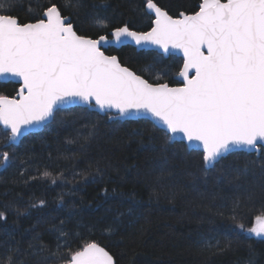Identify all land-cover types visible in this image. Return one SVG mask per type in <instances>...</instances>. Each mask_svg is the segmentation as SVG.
<instances>
[{
  "label": "trees",
  "instance_id": "obj_1",
  "mask_svg": "<svg viewBox=\"0 0 264 264\" xmlns=\"http://www.w3.org/2000/svg\"><path fill=\"white\" fill-rule=\"evenodd\" d=\"M49 2L11 0L12 14L21 22L35 21ZM51 2L60 6L64 0ZM80 2L82 7L63 14L72 17L81 35L106 34L91 22L94 15L106 18L109 26L127 23L136 31L152 25L146 0ZM154 2L176 17L197 11L201 0ZM105 52L116 54L121 64L151 83L177 84L173 77L180 57L165 58L130 45ZM12 89L0 85L6 94ZM6 139L0 128V152L9 153L0 171V211L7 209L6 220H0V254L19 242L25 264H61L29 254L28 245L39 233V242L54 252L58 233L50 229L64 221V231L79 233L71 250L95 241L116 264H264V237L246 231L264 209V160L256 153L235 151L206 169L202 152L169 142L147 119H109L78 106L57 113L54 121L18 145L2 149ZM249 160L255 163L244 171ZM44 171L52 176H42ZM41 199L45 206L31 207ZM108 225L111 233L105 231ZM207 242L213 247L207 248Z\"/></svg>",
  "mask_w": 264,
  "mask_h": 264
},
{
  "label": "snow or ice",
  "instance_id": "obj_2",
  "mask_svg": "<svg viewBox=\"0 0 264 264\" xmlns=\"http://www.w3.org/2000/svg\"><path fill=\"white\" fill-rule=\"evenodd\" d=\"M80 7V0H64L60 6L50 0L35 22H21L12 14L11 0L0 2V77L22 81L17 97L0 96V124L10 130L8 140L15 143L78 105L99 108L109 119L112 109L117 116L149 114L169 142L176 134L197 142L206 167H215L241 148L264 160V0H201L198 11L180 12L176 18L154 0H146V8L155 15L150 31H134L127 23L109 26L106 18L94 15L91 22L106 30L94 37L78 34L72 17L63 14ZM129 40L164 52L182 50L183 65L177 73L181 86L150 83L116 55L105 54L106 45ZM8 160L9 153L3 152L0 167ZM254 163L246 161L244 171ZM41 175L52 176L48 171ZM45 204L41 199L31 207ZM6 210L0 211V220H6ZM63 226L61 221L50 229L58 233L54 252L39 242L37 233L28 245L29 254L61 264H115L95 241L71 250L79 233L64 231ZM237 227L245 231L243 224ZM105 231L114 229L108 225ZM246 231L264 237V209ZM206 247L213 245L207 242ZM0 264H25L19 242L0 254Z\"/></svg>",
  "mask_w": 264,
  "mask_h": 264
},
{
  "label": "water",
  "instance_id": "obj_3",
  "mask_svg": "<svg viewBox=\"0 0 264 264\" xmlns=\"http://www.w3.org/2000/svg\"><path fill=\"white\" fill-rule=\"evenodd\" d=\"M145 10H146V12L148 13V14H150L152 17H153V19H152V25H151V27L153 26V21H154V19H155V15L154 14H152V13H150V10H148L147 8H146V4H145ZM164 10V9H163ZM198 11V10H197ZM185 13V12H184ZM194 13V12H193ZM193 13H190V14H193ZM185 14H187V13H185ZM189 14V15H190ZM171 16V15H170ZM177 17V16H176ZM176 17H173V18H176ZM29 22H35V21H29ZM151 27L147 30V31H150L151 30ZM133 30V29H132ZM134 31H136V30H134ZM147 31H139V32H147ZM125 45H130V46H133L136 50H154V51H156L158 54H160V55H162L163 57H168V56H170V55H175V56H177V57H180L181 59H182V64H181V67H182V65H183V52H182V50H179V49H170V51L169 52H164V50L162 49V48H159L158 46H156V45H148V46H146V47H141V46H138V45H136L135 44V42L134 41H131V40H129V41H126V42H124V43H122V44H113V45H106L105 46V49H107L108 47H113V48H120V47H122V46H125ZM105 54L106 55H116V54H107L106 52H105ZM117 56V55H116ZM123 65V64H122ZM123 66H125V65H123ZM125 67H127V66H125ZM180 67V68H181ZM129 68V67H128ZM130 69V68H129ZM130 70H132V69H130ZM180 70V69H179ZM133 71V70H132ZM179 72V71H178ZM177 72V73H178ZM177 73L174 75V80L177 82V84H169V86L170 87H177V86H181V79L182 78H180L178 75H177ZM137 74V73H136ZM137 75H139V74H137ZM141 76V75H140ZM143 77V76H142ZM144 78V77H143ZM144 79H146V78H144ZM8 81H13V82H15V83H17V84H19V85H21V83H22V81H20L18 78H11V79H5L4 77H0V82H8ZM151 83V82H150ZM161 83H167V82H161ZM19 88H20V86H19ZM19 88H18V91H19ZM18 93V92H17ZM17 93H16V95H15V97H17ZM10 98V97H9ZM13 98V97H12ZM76 106H78V105H73V106H71V107H76ZM71 107H69V108H71ZM78 107H80V106H78ZM88 109H90V110H93V111H96L97 113H99V114H101V115H104V112L102 111V110H100L99 108H88ZM108 113H111V116H113V119H119V120H138V119H147V120H149V121H151L152 123H153V119L154 118H152L149 114H146V113H140V114H134L132 117H129V116H127V115H125V116H117V115H115V113H116V110L115 109H112V110H110ZM49 124V123H48ZM0 127L3 129V130H7V129H5V127L2 125V124H0ZM45 127V125H43V126H41V127H39V128H37V129H34V130H32V131H30V132H28V133H26L24 136H21V137H19L18 139H17V141L15 142V143H13L12 141H10V140H8L7 139V141L3 144V147H7V146H5L6 144L7 145H14V146H16V145H18L19 143H20V141L22 140V138L23 137H25L26 135H28V134H32V133H38V132H40L43 128ZM7 131H9V135H10V130H7ZM173 142H183L186 146H187V149L189 150V151H191V150H196V151H200V152H202V149H201V147L198 145V143L197 142H189V141H187L186 140V138H183V136H182V134H176V138H175V140L174 141H172L171 143H173ZM238 151H245V152H247L246 150H244L243 148H241L240 150H238ZM249 153V152H248ZM251 153H256V152H251ZM256 154H258V153H256ZM7 163V162H6ZM205 166V165H204ZM4 167H0V171L3 169ZM205 168L206 169H210V168H212V167H206L205 166ZM101 247H103L102 245H100ZM105 248V247H104ZM105 250L106 251H108L106 248H105ZM109 252V251H108ZM109 254L110 255H112L110 252H109ZM113 256V255H112ZM114 258V257H113ZM114 261H115V259H114ZM115 264H116V262H115Z\"/></svg>",
  "mask_w": 264,
  "mask_h": 264
},
{
  "label": "flooded vegetation",
  "instance_id": "obj_4",
  "mask_svg": "<svg viewBox=\"0 0 264 264\" xmlns=\"http://www.w3.org/2000/svg\"><path fill=\"white\" fill-rule=\"evenodd\" d=\"M1 84H5V85H6V84H10V86L13 87V89H12V91L9 92L8 94L3 93V92L0 91V96H8V97H10V98L15 97L16 93L18 92V88H19V86H20L19 84L15 83V82H13V81L0 82V85H1ZM0 128H1V127H0ZM1 129H2V128H1ZM2 130H3V129H2ZM4 131L7 132V137H8V136H9V131H7V130H4ZM6 141H7V139H6ZM6 141H5V142H6ZM5 142H4V143H5ZM10 146H12V145H10ZM10 146H9V147H10ZM1 148H2V149H5L6 147H3V145H2ZM3 152H5V151L2 150V151L0 152V156H1V158H2V153H3ZM7 162H8V161H7Z\"/></svg>",
  "mask_w": 264,
  "mask_h": 264
}]
</instances>
